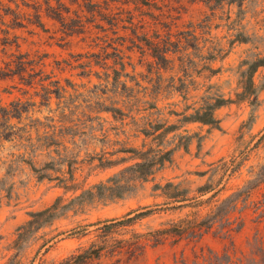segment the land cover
Instances as JSON below:
<instances>
[{
	"label": "rangeland",
	"instance_id": "374dc122",
	"mask_svg": "<svg viewBox=\"0 0 264 264\" xmlns=\"http://www.w3.org/2000/svg\"><path fill=\"white\" fill-rule=\"evenodd\" d=\"M229 1L154 0L152 7L116 2L110 12L123 21L115 26L98 21L102 29L90 23L82 34L69 36L46 17L43 29L16 28L10 18L3 19L0 43L4 38L13 42L5 48L0 45V61L16 45L22 52L43 55L44 85L62 90L46 101L39 83L28 87L17 79H0V107L20 103L25 111L20 120L10 121L16 129L25 128L20 138L0 139V264L15 256L21 264H57L90 243L92 236H76L82 227L133 212L150 211L118 239L151 233L193 211L170 210L172 204L155 190L156 185L173 182L192 198L219 160L231 162V167L239 162L235 173L229 169L214 176L219 184L201 198L214 194V204L264 164V138L255 147L264 134V67L254 74V102L236 96L241 92L240 71L247 68L243 63L264 58V0H242L240 6ZM4 3L14 8L7 0ZM131 18L133 26L128 23ZM159 22L169 25L172 41L178 33L194 31L204 45L202 55L207 56L209 49L216 58L204 60L189 48L184 52L190 54L185 68L172 54L168 67L160 68L150 51L142 52L130 42L137 41L132 31L155 43L159 42L156 31L165 39L168 30ZM212 96L231 101L214 111L218 128L183 121L204 97ZM172 125L175 130L155 139ZM143 146L173 149L171 162L121 198L97 196L99 185H107L135 163L131 149ZM263 193L261 188L252 200L262 201ZM48 208H53L52 218L26 238L18 253L13 249L17 229L31 219V213ZM207 209L202 206L199 211L204 214ZM242 214L244 226L233 235L232 247L228 239L212 233L197 242L168 239L156 247L155 238L148 236L142 238L146 248L138 259L127 261L122 256L117 263L118 257H107L94 264H175L174 258L181 255L190 262L200 249L249 253L253 236L264 237V221L259 222L252 205Z\"/></svg>",
	"mask_w": 264,
	"mask_h": 264
},
{
	"label": "trees",
	"instance_id": "16d2710c",
	"mask_svg": "<svg viewBox=\"0 0 264 264\" xmlns=\"http://www.w3.org/2000/svg\"><path fill=\"white\" fill-rule=\"evenodd\" d=\"M9 4H13L14 8L5 4L4 0H0V23L4 24V18H10L13 27L23 28L25 25H31L37 28H44L42 18L46 17L54 21L59 29L66 35H80L84 32L87 24L94 23V26L103 28L98 21H102L108 25L115 26L118 21H123L119 17L112 15V8L116 2H121L124 5L130 3L137 7L138 4L152 7L155 4L154 0H7ZM101 1V2H100ZM217 1V0H215ZM230 3L237 2L241 5L242 0H230ZM132 16V14H129ZM97 20V21H96ZM130 25L133 23V18L128 19ZM154 32L155 38V23ZM159 26L166 28L168 31L163 39L156 31L159 42L150 40L144 37L140 38L136 31H132L135 40L130 41L131 44L141 50L146 48L150 51L152 58L156 60L157 65L166 69L170 62L169 54L177 55V60L180 66L185 68L189 62L190 54H186L187 49L191 48L197 52L199 56L204 57V60H214L216 53L209 49L207 56L202 55L203 46H200L198 36L194 31H186V33H178L176 40L172 41V35L169 25L166 22H159ZM160 29V28H157ZM181 36V37H180ZM13 41L4 38L1 46L4 48L11 45ZM3 48V51H4ZM207 52V51H206ZM4 55L6 53L3 52ZM44 56L31 55L28 52L19 50L16 45V50L9 53L6 59L1 60L0 79H17L24 86L33 87L39 83L44 91V100L48 101L51 94L56 97L60 95L62 90L56 86V89L51 90L44 85V80L47 75L44 74ZM90 65V62L86 63ZM247 68L240 71L239 86L241 92L238 93V100H247L253 103L257 92V87L254 82V74L260 67H264V58L256 59L251 63H243ZM86 66V65H83ZM121 66H123L121 64ZM264 86V83L261 85ZM230 99H225L220 96L204 97L201 106L194 113L183 117L186 122H198L203 125H208L218 128L219 121L214 117V111L228 103ZM11 108L0 107V139L4 141H12L20 138V134L25 132V128H17L10 124L12 119L20 120L21 115L25 112L20 103L10 105ZM115 110V109H114ZM113 110V112H114ZM117 110V109H116ZM160 130V129H158ZM157 130V131H158ZM175 130V126H170L162 132L155 135V139H161L169 131ZM156 132V131H155ZM145 136H152L147 131H143ZM264 134L255 143V147L260 144ZM134 154L135 163L123 168L117 175L108 180L107 185H99L97 187V196L108 198H121L125 194L135 189L136 183H143L149 180L156 171H160L166 163L171 162L173 149H162L161 147L144 148L142 150L131 149ZM239 162L231 167V162L219 160L216 165H213L209 171L208 182L196 188L197 196L188 198L186 189H179L177 184L166 182L164 185H156L155 190H160L161 195L172 204L170 210L189 207L193 209L190 215L179 219L174 223H167L166 227L157 229L148 234H133L128 239H118L133 226L138 220L146 217L150 211L140 213H130L121 219H109L98 221L92 225H86L76 233L78 238L91 237V241L87 246H83L74 251L70 256L62 259L57 264H94L102 258L118 257L116 262L121 260L122 256L126 257L127 261L136 260L143 255L146 242L142 241L143 237H154V246L162 245L166 240L172 239V242L177 243L182 240L189 242H197L204 235L212 233L220 238L228 239L232 247V237L238 233L244 226L242 213L248 210L251 205L255 212H258L257 219L259 222L264 221V193L262 201L252 200L253 196L264 188V164L250 171V176L243 184L237 187L232 193L225 196L223 199L215 201L212 204L214 194L206 199L202 197L211 193L215 186L219 183L214 182V176L221 172H226L230 169V174L237 171ZM206 174V172H205ZM204 175V173H202ZM216 183V185H215ZM194 200L193 203L188 201ZM174 204V205H173ZM208 207L206 213L202 214L199 211L200 207ZM53 208H48L42 211L30 214V220L23 226L17 229L16 239L13 243V249L20 251L26 238L34 231H37L43 224H46L53 216L51 211ZM238 214L233 218V215ZM133 214V215H132ZM93 227L91 230L87 228ZM254 241V242H253ZM253 241L249 253H241L237 255L233 250L224 249L222 253L207 249H200L198 253H194L192 260L189 262L183 255L178 259L174 258L175 264H264V237L259 234L253 236ZM17 255V254H16ZM7 264H21L15 257L8 260ZM42 264H45L43 262ZM53 264V263H52Z\"/></svg>",
	"mask_w": 264,
	"mask_h": 264
}]
</instances>
